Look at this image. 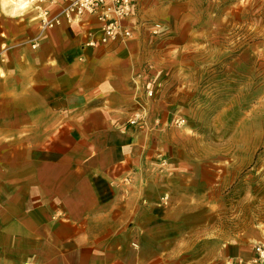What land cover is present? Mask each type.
<instances>
[{
	"label": "crops",
	"instance_id": "obj_1",
	"mask_svg": "<svg viewBox=\"0 0 264 264\" xmlns=\"http://www.w3.org/2000/svg\"><path fill=\"white\" fill-rule=\"evenodd\" d=\"M213 5L136 0L130 37L89 46L92 16L40 30L38 10L0 4V264H210L193 216L210 201L208 162L188 142L226 23ZM140 109L147 125L128 124ZM255 244L264 226L218 242V264H253Z\"/></svg>",
	"mask_w": 264,
	"mask_h": 264
},
{
	"label": "rangeland",
	"instance_id": "obj_2",
	"mask_svg": "<svg viewBox=\"0 0 264 264\" xmlns=\"http://www.w3.org/2000/svg\"><path fill=\"white\" fill-rule=\"evenodd\" d=\"M210 1L226 23L197 75L188 145L203 148L210 177V201L193 215L194 236L209 234L210 264H218V242L264 226V0ZM28 7L39 14L36 0H15L6 11Z\"/></svg>",
	"mask_w": 264,
	"mask_h": 264
},
{
	"label": "built area",
	"instance_id": "obj_3",
	"mask_svg": "<svg viewBox=\"0 0 264 264\" xmlns=\"http://www.w3.org/2000/svg\"><path fill=\"white\" fill-rule=\"evenodd\" d=\"M41 7L39 29L52 28L60 22L61 16L67 22H79L86 16L94 17L98 23V36H92L86 41V45L106 46L117 38H128L131 36V28L124 24V21L132 14L136 0H39ZM159 23H154L151 29L152 34H159ZM36 42L32 44L35 48ZM147 69L152 70L153 66L147 64ZM154 88L147 90V95H152ZM128 124L144 127L148 123V112L144 109L137 110L127 120ZM183 124L184 119L175 120ZM264 262V244H255L253 264Z\"/></svg>",
	"mask_w": 264,
	"mask_h": 264
},
{
	"label": "clouds",
	"instance_id": "obj_4",
	"mask_svg": "<svg viewBox=\"0 0 264 264\" xmlns=\"http://www.w3.org/2000/svg\"><path fill=\"white\" fill-rule=\"evenodd\" d=\"M8 3H15V0H0V4H3L5 7Z\"/></svg>",
	"mask_w": 264,
	"mask_h": 264
},
{
	"label": "bare ground",
	"instance_id": "obj_5",
	"mask_svg": "<svg viewBox=\"0 0 264 264\" xmlns=\"http://www.w3.org/2000/svg\"><path fill=\"white\" fill-rule=\"evenodd\" d=\"M36 2L39 3V8H40V12H39V14L41 15V7H42V5H41V3H40L39 0H36ZM16 7H17V5H16ZM18 7H19V5H18ZM19 8H20V7H19Z\"/></svg>",
	"mask_w": 264,
	"mask_h": 264
}]
</instances>
